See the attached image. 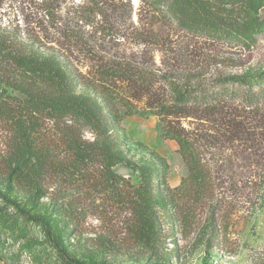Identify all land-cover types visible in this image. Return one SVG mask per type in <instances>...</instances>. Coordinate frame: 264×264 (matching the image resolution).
<instances>
[{"label":"trees","instance_id":"obj_1","mask_svg":"<svg viewBox=\"0 0 264 264\" xmlns=\"http://www.w3.org/2000/svg\"><path fill=\"white\" fill-rule=\"evenodd\" d=\"M137 1L149 8L153 22L205 41L249 50L264 35V0ZM91 2L104 15L101 3L107 0ZM53 35L42 21L31 33L0 25V128L6 133L0 178L8 190L40 201L51 197L50 179L94 182L100 192L118 193L140 240L146 239L154 209L167 201L189 225L197 210L206 208L207 241L223 237L241 208L264 209V70L199 81L191 73L156 72L145 62L111 56L90 44L84 32ZM105 38L116 39L103 32ZM161 40L152 31L135 34L137 44L149 47ZM139 111L157 117L162 137L178 146L186 176L175 188L167 182L169 167L162 157L150 153L135 161L114 134V125ZM235 149L238 159H251L246 171L233 160ZM117 166L132 176L124 179ZM227 177L230 201L219 197ZM119 182L125 186L117 188ZM0 199L42 229L64 264H85L68 252L48 217L30 214L2 191ZM55 210L68 228L71 211L57 201ZM258 260L264 262V249Z\"/></svg>","mask_w":264,"mask_h":264},{"label":"rangeland","instance_id":"obj_2","mask_svg":"<svg viewBox=\"0 0 264 264\" xmlns=\"http://www.w3.org/2000/svg\"><path fill=\"white\" fill-rule=\"evenodd\" d=\"M101 4L104 15L96 12L101 6L91 0H0V25L31 33L42 21L50 37L53 34L59 37L66 29L77 30L86 34L90 44L98 46L97 49L103 47L111 56L145 62L156 72L191 73L198 75L199 81L250 76L264 70V35L249 50L241 49L155 23L149 18V8L137 0H107ZM47 11L52 12V17H45ZM101 29L116 39L102 40ZM144 31L159 35L160 46L137 44L135 34ZM85 69L79 67L83 73ZM113 128L118 141L125 150L128 148V156L135 161L148 158L150 153L164 159L169 167L167 182L171 188L177 187L186 176L178 146L162 137L157 117L139 111ZM84 137L91 139L89 133ZM5 143L6 133L0 128V156L5 153ZM240 156L235 149L233 160L237 157L235 163L243 172L251 159L248 156L238 159ZM115 171L124 179L132 176L122 166L115 167ZM228 177L219 189V197L230 201L233 196ZM124 186L119 182L117 188ZM47 189L51 197L35 201L25 192L8 190L0 178V191L7 199L30 214L48 217L68 252L85 264H264L258 260L264 249V209L257 206L241 208L232 216L223 237L207 241L202 236L208 216L206 208L198 209L196 219L189 225L167 201L164 207L154 209V221L145 227L146 239L140 240L130 225V209L118 200L116 191L100 192L94 182L77 179L72 182L50 179ZM56 201L71 211L68 228L64 229L56 217ZM0 264H64L46 241L42 229L23 219L13 205L1 199Z\"/></svg>","mask_w":264,"mask_h":264}]
</instances>
